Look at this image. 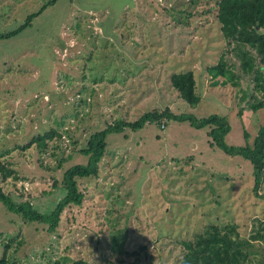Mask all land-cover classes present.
<instances>
[{"label":"rangeland","instance_id":"374dc122","mask_svg":"<svg viewBox=\"0 0 264 264\" xmlns=\"http://www.w3.org/2000/svg\"><path fill=\"white\" fill-rule=\"evenodd\" d=\"M216 1L0 0V34L45 6L30 27L0 39V154L18 176L4 187L12 200L51 212L63 196L53 181L86 163L78 150L88 137L153 110L219 115L230 125L228 146H244V132L252 145L264 109L249 108L251 79L210 86L207 68L227 48ZM186 71L201 98L195 107L170 86L173 73ZM163 124L107 134L98 178L78 181L83 203L66 208L53 233L0 204V257L9 244L13 264H178L179 243L207 225L232 224L243 238L258 231L264 200L254 196L250 163L211 148L206 129ZM50 130L62 136L45 151L21 150ZM254 246L250 264L264 257L263 246Z\"/></svg>","mask_w":264,"mask_h":264},{"label":"trees","instance_id":"16d2710c","mask_svg":"<svg viewBox=\"0 0 264 264\" xmlns=\"http://www.w3.org/2000/svg\"><path fill=\"white\" fill-rule=\"evenodd\" d=\"M44 8L45 6L37 13L28 15L25 22L14 31L0 34V39H9L30 27L31 22L41 14ZM214 16L227 48L222 52L217 63L207 68V74L211 80L210 86L226 84L236 86L240 78L249 77L253 84L251 101L248 103L249 108L253 112L264 109V0H217ZM227 52L237 62L236 67L226 60ZM236 69L240 72L239 75L235 73ZM218 78L222 81L219 82ZM170 86L190 107L197 106L201 100L196 94V81L191 71L173 73L170 76ZM258 93L261 94L260 97L257 96ZM241 114L240 110L239 116ZM166 120L178 123L187 122L195 129H206V136L210 139L208 144L211 148L220 149L230 157L239 156L248 161L252 167L254 196L264 200V126L259 129L252 145L248 144L249 135L244 132V146L233 147L225 142V137L230 132V125L226 118L213 114L198 119L193 115H174L166 108L163 111L153 110L144 113L132 122L117 121L114 125H108L105 129L91 134L83 147L78 150V154L87 159L86 163L68 167L62 173L60 181L56 179L53 181V186L59 185L63 196L49 213L38 211L29 201L15 203L12 200V189L6 191L4 187L7 182L14 185L18 176L8 163H3L1 160L3 155L0 154V204L7 212L19 216L25 223L44 225L48 233H53L58 227L64 210L69 207H80L83 203L84 195L78 187V181L98 178L99 166L106 153L107 134L120 133L124 129L134 131L152 123H159L163 128V122ZM61 136L55 130H50L34 137L29 144L21 147V150L35 144L39 152H43L50 140L60 139ZM17 190L22 196H29L23 187ZM255 242L261 244L264 251V222L259 223V230L249 238L241 237L232 224L223 227L214 224L207 225L190 240L179 243L183 255L178 264H250ZM4 247L5 251L0 257V264H13L5 254L9 244ZM144 249L146 250L145 247L141 248V250ZM76 264L85 263L77 262ZM256 264H264V257Z\"/></svg>","mask_w":264,"mask_h":264}]
</instances>
